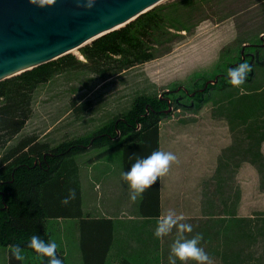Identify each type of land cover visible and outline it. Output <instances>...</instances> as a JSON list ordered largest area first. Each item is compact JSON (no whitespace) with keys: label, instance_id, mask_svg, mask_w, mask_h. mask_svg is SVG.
<instances>
[{"label":"rangeland","instance_id":"rangeland-1","mask_svg":"<svg viewBox=\"0 0 264 264\" xmlns=\"http://www.w3.org/2000/svg\"><path fill=\"white\" fill-rule=\"evenodd\" d=\"M175 3H179L178 8L172 12L171 9L166 11L168 18L162 24V43L153 45L150 41L151 51L157 56L156 59L105 81L97 79L96 74L88 70L66 71L54 76L35 89L32 116L8 146L14 145L26 134H36L41 141L49 142L51 146L67 137L90 135L114 115L129 109L137 95L147 93L159 96L164 95L168 89L174 90L173 96L181 100L183 106L178 109L170 107L171 115L160 122L162 133L166 127L173 128L181 123L201 124L208 128L226 126L223 106L228 101V96L236 92L243 93L247 88L253 91L264 87V63H248L252 73L249 75V72L248 76H254L248 86L245 83L239 88L230 85L226 87L227 91L221 93L213 89L209 99L204 94L202 100H206L199 107H196L198 102L196 105L190 103L189 93L197 88L203 87L202 91L205 89L207 82L204 83L202 79H213L219 71L225 74L228 66L236 64L238 58L243 59L244 48V52H251V56H254L258 45L262 46L264 43V0H164L157 6ZM69 55L84 61L80 49ZM263 58L262 50L259 60ZM167 95L169 94L164 96ZM71 99L89 101L92 104L91 111L76 118L69 111ZM99 154L102 155L98 157ZM222 157L227 160L223 163L224 167L228 164L229 169L236 168L243 162L242 157L234 153L224 152ZM90 158L98 161L96 169L107 174L103 192L112 184L114 187L117 184V204L127 205L129 213L140 215L141 196L134 202L130 201L129 189L121 179L120 174L124 171L122 153L120 150L108 151V148L91 149L75 156L79 166L82 211L89 215L96 212L89 205L91 198L86 195L85 178ZM232 170L234 169H230ZM250 180L251 183L245 187L244 200H240L241 189L229 180L209 184L206 188L203 216L183 221L190 223L193 229L191 233H184L185 237L203 234L200 246L210 255L212 264H264V232L259 225L263 220L264 193L260 191L253 174ZM115 200L116 198L114 202ZM243 213L250 216L241 217ZM242 219L252 222L239 223ZM135 224L141 226L140 230L144 227L141 222ZM131 228L135 230L136 226ZM45 230L57 243V250L63 256V264H82L76 219H48ZM176 238L177 235L174 240ZM9 249L0 246V264H9ZM22 257V264H39V260L26 250H22ZM115 260V257L109 256L105 264H116ZM123 261L119 260L118 264ZM159 263L155 250L151 251V257L145 256L136 262ZM188 264L195 262L189 261Z\"/></svg>","mask_w":264,"mask_h":264},{"label":"trees","instance_id":"trees-1","mask_svg":"<svg viewBox=\"0 0 264 264\" xmlns=\"http://www.w3.org/2000/svg\"><path fill=\"white\" fill-rule=\"evenodd\" d=\"M178 7L179 3L156 6L125 27L92 41L80 48L84 61L68 54L0 82V246L10 248L9 264H22V260H16L11 254L15 246L31 253L39 264H47L48 258H42L27 244L33 234L52 240L45 230L48 219L78 220L82 264H105L113 239L112 222L83 216L79 166L75 156L91 149L120 150L126 171L137 157L159 149V124L172 113L165 111L171 106L173 109L183 106L181 100L173 96L174 90H166L164 95L169 94L166 97L163 94L137 95L129 109L114 115L87 136L67 137L51 146L36 134H26L14 145H8L31 118L33 94L39 85L72 70H88L96 74L97 79L105 81L156 59L150 41L153 45L162 43V24L168 18L166 11L171 9L172 12ZM238 59L241 63V58ZM219 74L223 72L219 71ZM253 77H247L246 86ZM202 80L204 83L209 81ZM227 81L221 79L216 84L209 83L202 92L209 99L211 90L225 91L231 85ZM199 89L190 92V103L196 105L198 102L196 107L206 100H197ZM228 97L223 106L226 112L223 118L231 131L237 132L235 147L231 150L255 167L260 191L264 193V156L260 152L264 141V87L253 91L247 88L244 93L236 92ZM91 109L89 101L71 99L69 111L76 118ZM69 189L75 190L76 197L64 205L61 199L68 195ZM139 209L142 217H159V179L141 195ZM262 217L259 225L264 232V213ZM238 222L252 221L242 219ZM57 255L63 260L58 250ZM121 264L129 263L123 261Z\"/></svg>","mask_w":264,"mask_h":264},{"label":"crops","instance_id":"crops-1","mask_svg":"<svg viewBox=\"0 0 264 264\" xmlns=\"http://www.w3.org/2000/svg\"><path fill=\"white\" fill-rule=\"evenodd\" d=\"M226 123L223 128L181 123L173 128L166 127L163 133L159 124V150L173 152L178 157V161L170 165L168 173L159 178V217L169 210L183 214L184 220L202 217L204 202L207 199L206 188L211 183L229 180L241 189L240 200H244L245 187L251 183L252 174L259 186L258 172L250 163L243 161L236 168H230L234 169L232 171L228 164L224 167L223 163L227 160L222 155L224 152L233 154L231 148L235 147L237 136V132L233 133L227 121ZM260 152L264 156V141L260 145ZM97 165V160L89 159L85 178L86 195L92 200L89 205L94 207L96 212L91 215L84 210L82 212L83 216L109 219L112 222L113 239L107 257H115L116 264L119 260L136 264L145 256L151 257V251L155 250L160 259L159 264H169L168 256L170 246L177 235L176 229L162 239L154 238L153 230L159 217L145 218L134 215L127 211L129 206L117 204V184L115 187L112 184L103 192L107 174L99 168L96 169ZM247 216L250 215L243 213L241 217ZM135 222L143 223L144 227L140 230L141 226H137ZM133 226H136L135 230H132ZM77 232L79 243L78 220Z\"/></svg>","mask_w":264,"mask_h":264},{"label":"water","instance_id":"water-1","mask_svg":"<svg viewBox=\"0 0 264 264\" xmlns=\"http://www.w3.org/2000/svg\"><path fill=\"white\" fill-rule=\"evenodd\" d=\"M162 1L96 0L88 10L78 6L86 0H56L45 8L34 7L28 0H0V82L119 30ZM253 59L257 64L264 63L258 53L251 56ZM209 83L216 84L217 77L205 88ZM170 111L168 108L165 112Z\"/></svg>","mask_w":264,"mask_h":264},{"label":"clouds","instance_id":"clouds-1","mask_svg":"<svg viewBox=\"0 0 264 264\" xmlns=\"http://www.w3.org/2000/svg\"><path fill=\"white\" fill-rule=\"evenodd\" d=\"M28 3L34 7L45 8L51 7L56 0H28ZM96 4V0H86V2L78 3V6L85 9H92ZM251 70V65L241 62L234 67L229 68L227 77L233 87L239 88L243 85ZM178 157L170 151L155 150L150 155L137 157L130 168L121 172V179L127 185L128 199L136 201L148 188L154 185L160 177L165 176L172 163L177 162ZM76 197L74 189L68 190V195L61 199V203L67 205ZM183 214H177L173 210H169L156 221L153 230V236L156 239H162L175 228L177 238L170 246L168 256L169 264H188L189 261L195 264H212L210 255L200 246L203 240L202 233H196L187 238L184 233L192 232V225L183 222ZM27 246L35 251L42 258H48L47 264H63V260L57 255V243L53 240L42 239L40 235L33 234ZM16 260H22V249L15 246L11 253Z\"/></svg>","mask_w":264,"mask_h":264},{"label":"flooded vegetation","instance_id":"flooded-vegetation-1","mask_svg":"<svg viewBox=\"0 0 264 264\" xmlns=\"http://www.w3.org/2000/svg\"><path fill=\"white\" fill-rule=\"evenodd\" d=\"M262 41H263V39H262ZM264 51V47L263 46H261V44H259L258 45V48L256 49V51H255V53H258V55L260 56L261 55V51ZM245 51V48L243 49V51H242V56H243V59L241 60L242 62H246V63H251V64H253V62L255 61L254 59H253V61H251V58H250V56H251V52H244ZM240 62H237L236 64H232L231 66H229L228 67V69H227V73H228V70H229V68H231V67H233V66H236L237 64H239ZM227 73H223V74H219L218 73V75L217 76H215V77H217V83L218 82H220V80L221 79H225V80H229L228 79V77H227ZM214 77V78H215ZM214 78L213 79H210L209 81H213L214 80ZM211 84V83H210ZM203 88H201V89H199L198 91H199V93H200V96L197 98V100H201L202 98H203V96H204V94H203V92L201 91ZM190 94V93H189ZM189 94H188V96H189ZM190 98V97H189ZM193 101V100H192Z\"/></svg>","mask_w":264,"mask_h":264},{"label":"bare ground","instance_id":"bare-ground-1","mask_svg":"<svg viewBox=\"0 0 264 264\" xmlns=\"http://www.w3.org/2000/svg\"><path fill=\"white\" fill-rule=\"evenodd\" d=\"M76 51V50H75ZM76 53V52H75Z\"/></svg>","mask_w":264,"mask_h":264}]
</instances>
